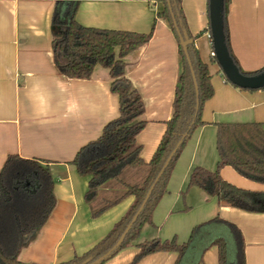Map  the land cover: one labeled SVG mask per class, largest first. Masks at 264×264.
<instances>
[{
    "label": "crops",
    "instance_id": "crops-1",
    "mask_svg": "<svg viewBox=\"0 0 264 264\" xmlns=\"http://www.w3.org/2000/svg\"><path fill=\"white\" fill-rule=\"evenodd\" d=\"M59 0H0V172L9 156L49 162L55 208L46 224L19 254L26 264H60L96 247L128 213L129 197L93 219L85 196L89 178L70 163L96 141L119 116V98L111 91L109 71L97 67L89 80L62 75L54 59L53 17ZM201 60L208 65L215 94L203 110L204 125L187 141L170 177L167 192L140 238L105 264H134L137 245L174 238L184 244L199 224L220 217L243 234L246 264H264V184L224 167L222 178L254 193L260 211L234 208L189 189L195 168L216 171L219 125H264V89L242 90L229 83L216 61L210 32L209 0H181ZM164 5L155 0H82L76 19L84 27L148 34ZM229 45L241 70L264 69V0H232L226 15ZM126 76L145 106V129L138 136L142 158L150 162L173 115L182 72L178 40L169 23L157 20L153 38L125 59ZM178 255L160 252L136 264H175ZM203 264H219L211 248Z\"/></svg>",
    "mask_w": 264,
    "mask_h": 264
},
{
    "label": "trees",
    "instance_id": "trees-1",
    "mask_svg": "<svg viewBox=\"0 0 264 264\" xmlns=\"http://www.w3.org/2000/svg\"><path fill=\"white\" fill-rule=\"evenodd\" d=\"M81 1L59 0L57 3L52 23L55 64L62 75L77 80L91 79L97 67L107 69L112 80L111 91L119 98V116L105 126L99 139L83 147L70 164L76 167L80 176L89 178L85 201L93 219L101 217L129 197H134L135 202L96 247L81 257L76 256L60 264L93 262L114 248L142 207L167 159L182 141L123 245L112 256L134 244L143 228L153 224V213L167 192L175 165L194 131L204 125V106L215 94L209 67L201 60L181 0H155L163 4L164 9L157 14L153 29L148 34L84 27L76 19ZM231 2L225 0V32L231 56L240 68L230 49L226 24ZM157 20L167 21L178 40L182 72L172 118L167 122L165 135L152 160L145 162L142 158L143 148L138 143V136L146 127L143 119L145 106L126 76L125 59L151 41ZM179 33L187 43L199 88L198 98ZM240 71L245 75L261 72L247 73L241 68ZM198 102L200 106L197 111ZM185 135L188 137L183 140ZM217 150L219 163L216 171L195 168L190 175L189 189L198 187L208 196L237 209L260 211L254 202L256 195L225 181L221 170L231 167L242 177L264 184V125H219ZM54 184L49 162L9 156L0 172V264H26L19 260V254L51 216L56 204ZM137 247L140 252L134 264L160 252L177 253L175 264H203L205 254L214 247L218 249L219 264H246L242 231L234 223L220 217L194 227L184 244L174 238L144 242Z\"/></svg>",
    "mask_w": 264,
    "mask_h": 264
},
{
    "label": "water",
    "instance_id": "water-1",
    "mask_svg": "<svg viewBox=\"0 0 264 264\" xmlns=\"http://www.w3.org/2000/svg\"><path fill=\"white\" fill-rule=\"evenodd\" d=\"M209 14H210V32H211V37H212L215 58H216L217 63L221 67V70L224 76L226 77V79L233 86L239 89H242V90L256 91V90L264 89V70L255 75H245L240 71V68L236 65V63L234 62L231 56V53L227 45V38H226V32H225V0H209ZM172 17L174 20V25L177 28V24L174 19V16L172 15ZM180 41H181V45L184 49L189 66L192 71V75H193V79H194V83L196 87L197 98H198L199 88H198L196 76L192 69V64H191L189 54H188L187 43L185 42L184 38L181 35H180ZM199 106L200 104L198 102L197 111L199 110ZM187 137L188 135H185L183 137V140ZM181 143L182 141L178 144L177 148L173 151V153L167 159L163 169L161 170V172L159 173L155 181V184L151 187L150 191L148 192L142 207L140 208L139 212L134 217V219L132 220V222L130 223L126 231L124 232V234L121 236L117 244L114 246V248L110 250L106 255L97 259L96 261H93V262L86 261L85 264H102L107 259H109L113 255V253L116 252L123 245L128 233L130 232L131 228L138 220L140 214L145 208L147 202L149 201L156 184L159 182L166 168L169 166L171 160L173 159L175 153L180 148Z\"/></svg>",
    "mask_w": 264,
    "mask_h": 264
}]
</instances>
